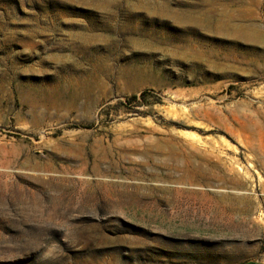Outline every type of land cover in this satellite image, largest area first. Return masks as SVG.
<instances>
[{
    "label": "rangeland",
    "instance_id": "374dc122",
    "mask_svg": "<svg viewBox=\"0 0 264 264\" xmlns=\"http://www.w3.org/2000/svg\"><path fill=\"white\" fill-rule=\"evenodd\" d=\"M0 264H264V0H0Z\"/></svg>",
    "mask_w": 264,
    "mask_h": 264
},
{
    "label": "trees",
    "instance_id": "16d2710c",
    "mask_svg": "<svg viewBox=\"0 0 264 264\" xmlns=\"http://www.w3.org/2000/svg\"><path fill=\"white\" fill-rule=\"evenodd\" d=\"M145 95H146V92H142V93L140 94V98H141V99H144ZM136 100H137V96H136V95H134V96H132V97H130V98L128 99V101H136Z\"/></svg>",
    "mask_w": 264,
    "mask_h": 264
}]
</instances>
